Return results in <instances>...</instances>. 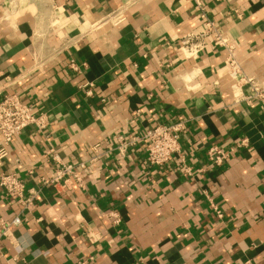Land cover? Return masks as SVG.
I'll list each match as a JSON object with an SVG mask.
<instances>
[{"label": "crops", "instance_id": "1", "mask_svg": "<svg viewBox=\"0 0 264 264\" xmlns=\"http://www.w3.org/2000/svg\"><path fill=\"white\" fill-rule=\"evenodd\" d=\"M199 1L264 88V0ZM117 10L125 22L105 23ZM203 29L194 0H0V101L17 93L51 120L0 164L35 195L23 210L0 188V219L23 220L0 264H264V105L235 101L222 48L183 55L182 37ZM181 121L183 162L152 167L144 144L116 150L118 136ZM97 145L82 183H52L49 150L75 165ZM214 145L236 150L221 168Z\"/></svg>", "mask_w": 264, "mask_h": 264}, {"label": "built area", "instance_id": "2", "mask_svg": "<svg viewBox=\"0 0 264 264\" xmlns=\"http://www.w3.org/2000/svg\"><path fill=\"white\" fill-rule=\"evenodd\" d=\"M197 11L200 12L204 23V29L199 33H188L182 37L179 49L188 59H197L204 53L211 44L218 46L226 51L228 55V77L231 81V92L236 102H246L252 104L259 102L264 105V88L260 82L248 77L241 70L235 58L236 46L229 41L226 34L218 27L205 12L204 6L199 0H194ZM126 20L123 11L117 10L105 18V23L118 26ZM68 69L75 74H81L82 69L74 62L70 61ZM87 89V95L92 96L93 85L83 87ZM104 101V100H103ZM51 126V120L46 113H37L33 107L25 102L17 93L6 92L2 95L0 101V164L9 158V149L16 138L23 132L34 127L39 133H47ZM186 129V122L181 121L175 124H160L151 127L145 132L131 136H118L117 148L121 156H124L129 149L144 144L147 151V163L152 167H165L173 159H180L182 162V146L180 138ZM248 140L241 141L240 147L246 148ZM94 155L91 159L78 164H65L59 160L54 150H49L47 155L55 166L56 175L52 180L53 184H59L61 181L68 182L74 179L82 183L79 171H88L91 165L102 156L99 145L95 146ZM236 150L225 151L218 145H214L207 152L208 159L212 167L221 168L226 164L230 155ZM189 173V169H186ZM0 188L5 191L8 197L15 196L23 210L27 209L35 197L33 194L29 198L25 196L26 185L24 181L14 173L0 172ZM218 216L221 217L220 213ZM108 219L115 225H120L122 219L118 213L112 211L107 215ZM22 216H16L10 221L0 219V259L3 257L1 243L9 241L15 243L14 229L22 225ZM90 238H93L90 236Z\"/></svg>", "mask_w": 264, "mask_h": 264}]
</instances>
